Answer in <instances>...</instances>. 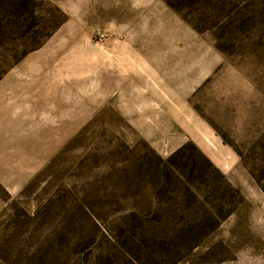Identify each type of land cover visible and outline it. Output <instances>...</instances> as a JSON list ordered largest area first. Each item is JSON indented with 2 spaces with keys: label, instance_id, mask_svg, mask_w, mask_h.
<instances>
[{
  "label": "rangeland",
  "instance_id": "1",
  "mask_svg": "<svg viewBox=\"0 0 264 264\" xmlns=\"http://www.w3.org/2000/svg\"><path fill=\"white\" fill-rule=\"evenodd\" d=\"M0 264H264V0H0Z\"/></svg>",
  "mask_w": 264,
  "mask_h": 264
},
{
  "label": "trees",
  "instance_id": "2",
  "mask_svg": "<svg viewBox=\"0 0 264 264\" xmlns=\"http://www.w3.org/2000/svg\"><path fill=\"white\" fill-rule=\"evenodd\" d=\"M184 145H182L180 148H179V150L183 147Z\"/></svg>",
  "mask_w": 264,
  "mask_h": 264
}]
</instances>
